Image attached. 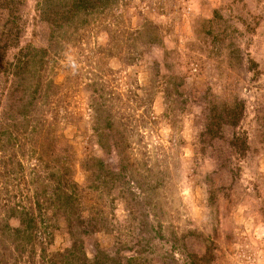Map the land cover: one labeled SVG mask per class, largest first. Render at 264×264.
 <instances>
[{
	"label": "rangeland",
	"instance_id": "obj_1",
	"mask_svg": "<svg viewBox=\"0 0 264 264\" xmlns=\"http://www.w3.org/2000/svg\"><path fill=\"white\" fill-rule=\"evenodd\" d=\"M0 264H264V0H0Z\"/></svg>",
	"mask_w": 264,
	"mask_h": 264
}]
</instances>
